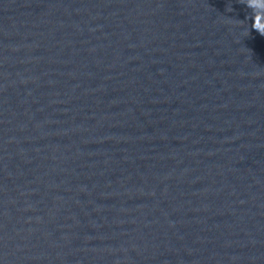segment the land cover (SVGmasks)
Listing matches in <instances>:
<instances>
[{
	"label": "water",
	"instance_id": "water-1",
	"mask_svg": "<svg viewBox=\"0 0 264 264\" xmlns=\"http://www.w3.org/2000/svg\"><path fill=\"white\" fill-rule=\"evenodd\" d=\"M250 17L238 0H0V264H264Z\"/></svg>",
	"mask_w": 264,
	"mask_h": 264
},
{
	"label": "clouds",
	"instance_id": "clouds-1",
	"mask_svg": "<svg viewBox=\"0 0 264 264\" xmlns=\"http://www.w3.org/2000/svg\"><path fill=\"white\" fill-rule=\"evenodd\" d=\"M238 2L251 10V29L264 36V0H238ZM229 11H231V8H229ZM226 23L233 24V21L229 19ZM235 26L243 29L245 37L249 35V29L245 27V22L238 20L235 22Z\"/></svg>",
	"mask_w": 264,
	"mask_h": 264
}]
</instances>
